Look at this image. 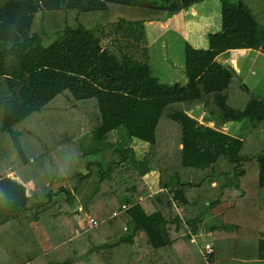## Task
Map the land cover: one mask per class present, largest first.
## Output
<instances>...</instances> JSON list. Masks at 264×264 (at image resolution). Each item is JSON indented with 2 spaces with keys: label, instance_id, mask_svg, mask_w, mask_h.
Here are the masks:
<instances>
[{
  "label": "trees",
  "instance_id": "obj_1",
  "mask_svg": "<svg viewBox=\"0 0 264 264\" xmlns=\"http://www.w3.org/2000/svg\"><path fill=\"white\" fill-rule=\"evenodd\" d=\"M202 1L0 0V264H201L200 230L210 264L264 256V96L212 58L264 53V0H218L220 28L187 53L184 83L160 82L144 46L143 22ZM193 110L245 125L241 137ZM118 127L154 164L116 148ZM71 198L96 227L75 232Z\"/></svg>",
  "mask_w": 264,
  "mask_h": 264
},
{
  "label": "crops",
  "instance_id": "obj_2",
  "mask_svg": "<svg viewBox=\"0 0 264 264\" xmlns=\"http://www.w3.org/2000/svg\"><path fill=\"white\" fill-rule=\"evenodd\" d=\"M215 2L219 4L218 0H203L199 4L194 5L188 10H179L174 14L167 17L164 21H149L142 23V32H143V41L144 46L146 47V52L148 56V60L150 63V67L152 73L158 80H160V76L164 77V80H160V82L164 83H172V82H180L184 83L186 76L189 75L191 77H195L197 74H191L188 71L186 58L188 52H202L207 50V35L213 31H216L220 28V4L219 8L215 5ZM179 16V17H178ZM168 28H170L173 32L171 39L166 41L165 34L168 32ZM167 30V31H166ZM153 32L152 37L149 39L148 33ZM156 37V41L152 44L153 37ZM174 37L184 39L182 44L184 60L182 63V67L176 65L172 59L171 50L175 46ZM108 39V38H107ZM178 45V44H177ZM230 52V53H229ZM215 61L226 64L233 71L238 74H241L240 63L243 59L244 62L249 65H254L258 60L264 61V53L259 49H249V48H237V49H229L225 51H221L212 57ZM250 61V63L248 62ZM247 71H244L242 78L240 80L247 86L250 85L252 91H262L264 92V67L263 70L259 71V74L256 73V70L252 66L246 68ZM248 88V86H247ZM249 89V88H248ZM230 124V123H228ZM114 131H117V135H115ZM113 139L115 140L116 148L123 149L125 147L131 148L133 152V159L139 160L136 158V153L134 151L137 144H145L138 140H131L123 133V130L118 127L112 131ZM116 136L117 142H116ZM152 148L148 145V148ZM150 159V157H147ZM150 171V170H148ZM147 171V172H148ZM147 172L142 175L143 183L147 187V191L150 194L156 193L159 191L158 181H157V173L156 175L148 176ZM151 173V172H150ZM8 176V175H7ZM12 177V175H9ZM25 188L26 195L33 194L38 200H41L42 194L36 190L31 182H26L23 184ZM71 189V188H70ZM72 192V191H71ZM70 192V193H71ZM68 208L72 213V217L74 223L77 225L78 229L75 232H86L90 229L96 227L98 221L93 212L84 210L79 206L75 199H70ZM126 208V207H125ZM122 208V209H125ZM115 214V211L112 212ZM95 221V224H92L91 221ZM125 229V227L123 228ZM128 231V228L126 229ZM41 234V233H39ZM98 235L102 236V233ZM198 252V248L201 246V243L208 242L211 244V234L208 231L200 230L196 234L190 235V241ZM88 241L92 244L95 242H99L98 238L95 239L92 236H89ZM44 250L49 251L51 248L45 247ZM212 253V251H211ZM211 253H210V261H211ZM199 254V252H198ZM264 254V253H263ZM230 262H226L225 264H264V256L262 258L256 260H233ZM228 259V261H229ZM53 264H61L59 259L53 261Z\"/></svg>",
  "mask_w": 264,
  "mask_h": 264
},
{
  "label": "rangeland",
  "instance_id": "obj_3",
  "mask_svg": "<svg viewBox=\"0 0 264 264\" xmlns=\"http://www.w3.org/2000/svg\"><path fill=\"white\" fill-rule=\"evenodd\" d=\"M215 5L217 6V8H219V4H217L215 2ZM172 34H173L172 30L170 28H168V32L165 34V37L167 36L166 37L167 38L166 41L171 39ZM152 35H153V32H150V33H148L147 37H149V39H150L152 37ZM153 39L154 40H152V44L156 41L157 38L154 36ZM173 39H174V43H175L174 45L175 46L171 50L172 56H173L172 60L175 63H177L176 65L180 69L182 67V63H183V60H184V54H183L182 45H179V43L182 44L181 42H183L184 39L177 38V37H174ZM108 40H109V38L108 39L107 38H102L101 39V43L104 44V45H108L110 48H112L111 44H108ZM248 62L250 63V61H248ZM240 64H241L240 68H241L242 71H241V74H239V77H241V78L243 76L244 71H247L246 68H249V66H252L254 68V70H256V73H258V74H259V71L263 70V67H264V61H260V60H258L256 62V64H254V65H249L248 63L244 62L243 59H242ZM160 80H164V77L160 76ZM247 86L252 91L251 86L248 85V84H247ZM252 92H254L257 95L264 96V92H262V91H252ZM189 114L194 118L195 121H197V123L198 122L202 123L203 125L211 127V128H213L215 130H219V131H222V132H224L226 134H230V135H234V136L236 135L237 137H241V134H242V132L244 130V127H245V125H243V124H237V123L218 124V123H216L214 121H210L207 118V116L205 115V113H202L200 110L189 111ZM116 132L117 131H114L115 135H117V133H118V132L117 133ZM114 137H116V136H114ZM117 140L118 139L116 137V142H117ZM114 142H115V140H114ZM134 151L136 153L135 156H136L137 159L142 160V159H146L147 157H150V163L154 164L153 148H150V147L148 148V145L139 144L138 143L137 146L135 147ZM5 172L7 173L8 177H9V175H12V172H9L8 170H5ZM156 173H157L156 170H150V171L147 172L148 176H150V177L152 175H156ZM12 177L14 178L13 175H12ZM202 244L203 243H201V245ZM231 260L232 259H229V261H227V262H230ZM239 261H241V260H239Z\"/></svg>",
  "mask_w": 264,
  "mask_h": 264
},
{
  "label": "built area",
  "instance_id": "obj_4",
  "mask_svg": "<svg viewBox=\"0 0 264 264\" xmlns=\"http://www.w3.org/2000/svg\"><path fill=\"white\" fill-rule=\"evenodd\" d=\"M160 190V189H159ZM125 205H122V208H125ZM92 224H95V221H91ZM193 242V240H191ZM212 251L211 244L208 242H204L199 248V256L201 258V264H210V253Z\"/></svg>",
  "mask_w": 264,
  "mask_h": 264
}]
</instances>
